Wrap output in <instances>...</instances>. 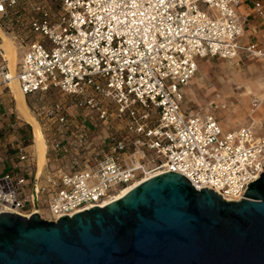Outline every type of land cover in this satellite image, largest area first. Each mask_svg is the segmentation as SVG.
Instances as JSON below:
<instances>
[{"label": "built area", "instance_id": "obj_1", "mask_svg": "<svg viewBox=\"0 0 264 264\" xmlns=\"http://www.w3.org/2000/svg\"><path fill=\"white\" fill-rule=\"evenodd\" d=\"M244 1L0 0V31L20 49L12 74L0 34V86L16 80L33 97L46 143L39 173L34 137L18 141L0 173V213L58 221L159 172L244 199L264 172V129L225 131L223 103L185 106L201 60L264 66V42L243 41ZM254 9L263 17L264 0Z\"/></svg>", "mask_w": 264, "mask_h": 264}, {"label": "water", "instance_id": "obj_2", "mask_svg": "<svg viewBox=\"0 0 264 264\" xmlns=\"http://www.w3.org/2000/svg\"><path fill=\"white\" fill-rule=\"evenodd\" d=\"M241 201L177 172L46 220L0 213V264H264V172Z\"/></svg>", "mask_w": 264, "mask_h": 264}, {"label": "rangeland", "instance_id": "obj_3", "mask_svg": "<svg viewBox=\"0 0 264 264\" xmlns=\"http://www.w3.org/2000/svg\"><path fill=\"white\" fill-rule=\"evenodd\" d=\"M6 48L10 68L14 69L20 60V49L15 42L6 44ZM189 87L195 91L185 99L191 109L209 107L214 102L226 104L219 111L225 131L254 121L264 129V66L260 60L205 58ZM32 102L33 97L24 98V107H30ZM25 123L32 132L31 124Z\"/></svg>", "mask_w": 264, "mask_h": 264}, {"label": "crops", "instance_id": "obj_4", "mask_svg": "<svg viewBox=\"0 0 264 264\" xmlns=\"http://www.w3.org/2000/svg\"><path fill=\"white\" fill-rule=\"evenodd\" d=\"M255 1L256 0H245L238 8L239 14L245 21V35L243 38L245 42H264V16L261 17L256 13L254 9ZM0 34L3 39V46L6 49V54L9 56L6 44L13 45L14 42L10 36L3 31H0ZM189 86L190 84L186 88V94L192 96L195 91L191 90ZM24 98H27V96L22 95L17 86H14L12 90L4 85L0 86V152L5 155V161L0 165V173H2L3 170L11 168L16 158L15 147L17 144L20 141L25 142L31 140V137H34L35 145H31L29 150L37 154L39 173L42 171L46 161V149L42 144L40 126L36 117L31 112V109H29L30 111L28 110L30 107H24ZM261 101L263 102V100L260 99V102ZM185 106L187 107V105ZM23 120L31 124L32 132L30 128L25 125L26 123Z\"/></svg>", "mask_w": 264, "mask_h": 264}, {"label": "bare ground", "instance_id": "obj_5", "mask_svg": "<svg viewBox=\"0 0 264 264\" xmlns=\"http://www.w3.org/2000/svg\"><path fill=\"white\" fill-rule=\"evenodd\" d=\"M11 39H12V38H11ZM12 41H13V40H12ZM13 42H14V41H13ZM3 48L5 49L4 46H3ZM5 52H6V49H5ZM6 57H7V59H8L7 54H6ZM16 66H17V65H16ZM15 69H16V67H15ZM15 69H14V70L11 69L12 74L15 73ZM8 86H9L10 90H12V89L14 88V86H17L18 89H19V91L21 92V94L24 95L23 92L20 90L19 85H18V83H17L16 80H12V81L9 83ZM187 87H188V86H187ZM187 87H186V88H187ZM185 91H186V89H185ZM37 121H38V120H37ZM38 124H39L40 129H41V132H42V144H43L44 148L46 149V143H45V140H44V134H43V131H42V128H41V125H40L39 122H38ZM160 174H162V173H160V172H159V173H155V174H153L152 176H149V177H146V178H142L141 180L136 181V182L133 183V184H129V185H126V186L122 187V188H121V189L115 194V196L112 198V200L107 201V202L104 203L103 205H107V204H109V203H111V202H113V201H115V200H119L120 198H122L123 196H125L127 193H129L131 190H133V189L136 188L138 185H140L142 182L148 180V179L151 178V177H154V176H156V175H160ZM35 212H39V211L36 210Z\"/></svg>", "mask_w": 264, "mask_h": 264}]
</instances>
